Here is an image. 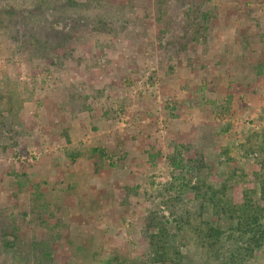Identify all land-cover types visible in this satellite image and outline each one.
Returning <instances> with one entry per match:
<instances>
[{"label":"rangeland","instance_id":"obj_1","mask_svg":"<svg viewBox=\"0 0 264 264\" xmlns=\"http://www.w3.org/2000/svg\"><path fill=\"white\" fill-rule=\"evenodd\" d=\"M41 1L0 0V264H154L151 213L181 264H264L196 234L211 187L264 204V0Z\"/></svg>","mask_w":264,"mask_h":264},{"label":"trees","instance_id":"obj_2","mask_svg":"<svg viewBox=\"0 0 264 264\" xmlns=\"http://www.w3.org/2000/svg\"><path fill=\"white\" fill-rule=\"evenodd\" d=\"M36 6L38 9L32 10L29 15L28 22H32V24H25V27L28 28V31L25 33L24 37L28 39L31 38L32 42H36L38 48L40 44H42L41 46L47 50H53L56 48V46L61 47L60 41H58L56 38V33L60 32H57L55 25L52 24V28L48 30L49 32L47 31L48 33L46 34V37H43L44 35L41 34L40 23L42 20L48 21V19L45 18L46 15H43V9H39L41 3L36 2ZM53 7L57 8L56 6ZM53 13L54 12H50V14ZM9 14H12V17L17 16V14L12 11L9 12ZM52 16L54 18V14ZM64 17L65 15L59 16L57 19L52 18L51 20L52 22H56V20L62 19ZM13 19L14 18H11V22ZM24 21H27V16L25 17ZM190 25L192 27L196 26L195 23ZM194 29L197 33L198 29ZM61 37L62 40L66 39L63 36ZM94 151H98L102 156H108L104 149L98 148ZM73 157L77 156L71 155V158ZM19 184H22V182L19 181ZM211 189V194L205 198L208 202L207 204H209L208 206L212 208L214 215L218 216V220H215L217 225H215L214 222L205 221V227H198L196 234L201 241V245L210 247L218 245L225 235V231L221 228V223H219V220H221L222 223H227L230 221V219L238 216L237 218L240 219L239 231L243 241L246 243V251L252 254L256 249H260L264 243V204L255 203L248 195H245L242 200L237 202L231 199L225 201L224 199L220 198V195H225V190L220 189L217 191L216 189L214 190L213 187H211ZM37 191V196L41 198L39 201H43L45 199L44 195L39 192L40 189H37ZM147 219L149 222L146 225V229L149 231L148 236L150 238L149 244L151 247V253L156 256L155 259L153 258L154 264H181L179 257L180 252L175 246H173L175 243H170L168 237L169 234L167 235L164 222L159 220L158 223H154L155 218H153V213H151ZM153 229H156L157 232H152ZM2 235L5 242V247L11 249L17 246V240H19L20 235L16 234V231L12 232L4 230ZM173 242H177V240L174 239ZM115 259L117 261L119 260V258ZM132 264L140 263L133 262Z\"/></svg>","mask_w":264,"mask_h":264},{"label":"built area","instance_id":"obj_3","mask_svg":"<svg viewBox=\"0 0 264 264\" xmlns=\"http://www.w3.org/2000/svg\"><path fill=\"white\" fill-rule=\"evenodd\" d=\"M36 154H37L36 152H33V154H32V155H34V156H35ZM21 158H22V157H20V159H21ZM21 160H22V159H21Z\"/></svg>","mask_w":264,"mask_h":264}]
</instances>
